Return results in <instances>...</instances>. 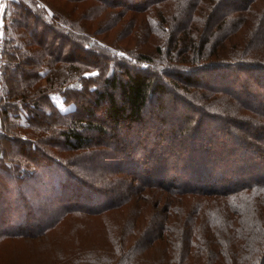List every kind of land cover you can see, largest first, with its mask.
I'll return each mask as SVG.
<instances>
[{
  "label": "trees",
  "instance_id": "obj_1",
  "mask_svg": "<svg viewBox=\"0 0 264 264\" xmlns=\"http://www.w3.org/2000/svg\"><path fill=\"white\" fill-rule=\"evenodd\" d=\"M99 1L145 16L122 23L114 43L51 2L7 1L4 13L13 19L0 66V243L47 234L67 213H116L136 218L129 233L109 234L74 260L160 264L153 248L164 236L171 249L165 264H201L192 253L212 258L207 264L225 254V264H264V0ZM136 25V39L150 42L154 55L139 42L128 47ZM204 69L205 77L197 75ZM53 93L74 107L61 111ZM22 116L26 124H15ZM151 186L223 204L193 207L167 197L166 205L154 192L151 210L146 202L135 207L134 196L147 199ZM73 188L84 192L73 198ZM72 200L84 204L65 205ZM201 212L209 225L195 223ZM178 235L185 240L175 242ZM218 237L231 248L216 247Z\"/></svg>",
  "mask_w": 264,
  "mask_h": 264
},
{
  "label": "rangeland",
  "instance_id": "obj_2",
  "mask_svg": "<svg viewBox=\"0 0 264 264\" xmlns=\"http://www.w3.org/2000/svg\"><path fill=\"white\" fill-rule=\"evenodd\" d=\"M7 1L8 0H0V8H2L3 12H5V9L7 7ZM45 2H51V5L56 8H60L62 11H66L65 13L68 14L71 18L77 19L78 22L83 24L84 26H88L87 30H92L97 31V33L101 36L106 37L107 39H111L114 43H116L118 40L121 39V37L118 36V28L122 23H129L130 20H133L132 15H136L138 19H143L142 17L145 16V13L139 11L140 9L135 8V10H122L123 8H105L104 6H108L109 3L105 4L103 2L99 3V5L96 4L95 1L98 0H74V1H68V0H44ZM108 2L112 3L113 1L107 0ZM131 1V0H130ZM142 1V0H139ZM170 4V6H174V1L173 2H167ZM115 6V5H111ZM10 7V6H9ZM47 7V6H46ZM89 7V8H88ZM49 11V10H48ZM126 12V13H125ZM115 17V18H114ZM4 22L2 24V28L0 30L1 34V40L2 44L4 42V37H5V27L10 24L12 21L11 15H8V17L5 16V13L3 14ZM111 19H115L116 21L114 24L117 23V21H120L114 26H110ZM143 34H145V29L141 30ZM5 32V33H4ZM136 34H139V28L138 25L134 27V34L132 35V40L131 44L128 46L127 43H125V39L120 41V43H123L127 45L128 47L134 46L139 42L136 39ZM157 39V38H156ZM4 45V44H3ZM141 46V50L145 53H149L150 55H154V47L150 42L143 41L142 43L139 42ZM4 52V49H3ZM238 52V51H237ZM3 61V53H2V60L1 64ZM236 71H238L239 68H234ZM206 71L207 70H201L197 72V75L206 76ZM242 71V70H241ZM223 75H226V70L221 71ZM231 75L233 74L232 72L230 73ZM1 77V76H0ZM246 81V80H244ZM252 86H256V83L252 82L250 83ZM256 90L253 89V92ZM52 99L54 100L55 103H57L59 109L62 111H68L69 109L74 107V102L67 103L64 101V96L60 93H53L51 95ZM14 123H22V126L26 124L25 118L20 117L19 119L13 118ZM224 123V120H213L211 121L210 125H208V129L206 130L207 133H211V131L216 130V128L221 127L220 125ZM169 125V124H168ZM217 125V126H216ZM237 130V129H236ZM238 131V130H237ZM205 137V136H204ZM207 138L203 140L202 143L206 144L207 143ZM13 142V141H12ZM10 142L8 144L9 148L15 149L14 144ZM208 144H213V142L208 141ZM16 151V149H15ZM162 177L169 178L171 177V173H167L166 171L160 172ZM175 175V174H173ZM192 182V181H191ZM192 185H196L199 187L200 185L198 183L192 182ZM152 189H149V195H145L147 199L144 198V195L140 194L139 196H134L133 203L135 207L141 208L143 204L146 202L147 203V209L151 210L149 208V200L151 207L154 206V202L156 195L154 192L157 193V195L162 196V200L165 202L167 201V197L169 199H173L172 201H178L181 202L183 205L185 204H190L191 206L194 207L195 203H200L202 204L207 203L208 205L211 206H217V204H223L221 200L222 198L215 197V196H208L205 194H176L168 189H157L155 186L150 187ZM88 192L90 189H87ZM160 191V193H159ZM84 192V191H83ZM81 190L78 191V189L73 188L71 193V197L75 196H80ZM90 196H93L90 193H87ZM183 194V195H181ZM115 195V194H114ZM118 195V194H117ZM116 196V195H115ZM68 199V198H67ZM227 200V199H226ZM79 204H84L82 202H77L72 200L71 202H65V205H79ZM168 205V203H165ZM194 204V205H193ZM87 207H91L89 204H85ZM187 207V206H186ZM70 208V207H69ZM189 208V207H188ZM192 208V207H191ZM138 209V210H139ZM163 209L159 208L158 210ZM250 212V211H249ZM186 214H190L189 216L191 217H196L198 213H193V211L184 212ZM144 213L142 212L139 218V224L141 223L142 219L144 216H142ZM187 215V216H188ZM139 216V215H137ZM187 216L185 218L179 219V227H185L186 225V220ZM202 212L198 216V221L195 222L197 226L202 227V224L207 223L209 225V219L206 218ZM134 221H136V218L134 217H128L127 215L119 216L116 213H108L104 216H98V215H93V214H79L76 212L73 213H67L65 216L62 218L61 221H59L55 227H53L49 233H45L43 235L39 236H23V237H8L5 242L0 243V264H96L95 261L89 262L88 260L90 259H83L81 261L74 260V257L78 255V253L85 252L86 249L90 250H95L97 247L95 244L98 243H103L107 236L109 234H122L127 235L129 233V229H131V224ZM182 220V221H181ZM251 220V219H250ZM181 221V222H180ZM207 225V226H208ZM246 225H249L248 223ZM178 227V228H179ZM6 228V226L1 225L0 229ZM206 230H203V239L204 237H209L206 234ZM205 233V235H204ZM211 235V234H210ZM223 235V234H222ZM167 236V235H166ZM215 238V237H214ZM218 242L215 241L217 244L215 246L217 247H222L225 245H229L231 248V245L228 240L226 241H221V237H218ZM185 238H181L180 235L175 239V242L180 243ZM170 243V242H169ZM169 243H167L166 237H162L161 239L156 241V245L154 246L153 250H155L157 253H154V256L159 259L160 264H165L168 261V254L171 252V249L169 247ZM226 243V244H225ZM182 244V243H181ZM214 244V243H212ZM228 246V247H229ZM157 249V250H156ZM208 249V246H207ZM231 253V251H228ZM227 252V253H228ZM203 253V252H202ZM228 253V254H229ZM252 254L251 252H248ZM168 255V256H166ZM176 257L180 256V253L175 254ZM192 256L201 259V264H207L208 261H212L211 259H208L206 254L203 253L200 255H194L192 253ZM220 257L213 261V264L220 262L222 264L226 263L227 260V255H220L217 256ZM224 258L225 261L222 259ZM199 259V260H200ZM229 259V258H228ZM231 260V259H229ZM228 261V260H227ZM232 264V262L230 261ZM227 263V264H230ZM196 264V263H193ZM198 264V263H197Z\"/></svg>",
  "mask_w": 264,
  "mask_h": 264
},
{
  "label": "built area",
  "instance_id": "obj_3",
  "mask_svg": "<svg viewBox=\"0 0 264 264\" xmlns=\"http://www.w3.org/2000/svg\"><path fill=\"white\" fill-rule=\"evenodd\" d=\"M3 10L2 8H0V30L2 28V24L4 22V18H3ZM3 44H2V40H1V34H0V64H1V60H2V53H3Z\"/></svg>",
  "mask_w": 264,
  "mask_h": 264
},
{
  "label": "snow or ice",
  "instance_id": "obj_4",
  "mask_svg": "<svg viewBox=\"0 0 264 264\" xmlns=\"http://www.w3.org/2000/svg\"><path fill=\"white\" fill-rule=\"evenodd\" d=\"M90 75H96V73H91Z\"/></svg>",
  "mask_w": 264,
  "mask_h": 264
},
{
  "label": "crops",
  "instance_id": "obj_5",
  "mask_svg": "<svg viewBox=\"0 0 264 264\" xmlns=\"http://www.w3.org/2000/svg\"><path fill=\"white\" fill-rule=\"evenodd\" d=\"M4 13V12H3Z\"/></svg>",
  "mask_w": 264,
  "mask_h": 264
}]
</instances>
